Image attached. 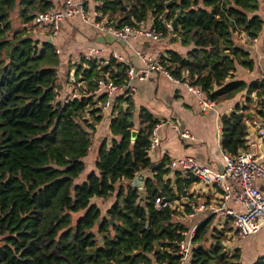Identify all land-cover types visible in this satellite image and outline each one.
<instances>
[{
	"label": "trees",
	"instance_id": "1",
	"mask_svg": "<svg viewBox=\"0 0 264 264\" xmlns=\"http://www.w3.org/2000/svg\"><path fill=\"white\" fill-rule=\"evenodd\" d=\"M96 1L116 26L149 22L163 37L189 46L184 55L161 52L174 78L188 79L215 102L243 92L244 103L219 117L220 148L229 155L247 150L248 120L264 119V72L261 79L235 78L238 69L254 68L235 35L257 38L262 32L258 0ZM55 5L53 0H0V264H178L175 241L188 228L177 218L189 209L181 204L183 211L157 210L154 199H190L186 189L197 180H181L167 166L166 155L151 161L149 134L160 120L140 107L135 127L127 93L114 97L112 137L99 144L94 170L79 181L106 96L96 92L97 82H123L129 67L113 58L81 57L84 66L75 70L78 96L58 99V53L53 43L33 39L27 26L36 12ZM253 97L250 108L246 103ZM140 172L148 173L133 185ZM93 198H113L105 216ZM213 218L196 226L188 264H242L239 249L224 245L229 221L218 229Z\"/></svg>",
	"mask_w": 264,
	"mask_h": 264
},
{
	"label": "crops",
	"instance_id": "2",
	"mask_svg": "<svg viewBox=\"0 0 264 264\" xmlns=\"http://www.w3.org/2000/svg\"><path fill=\"white\" fill-rule=\"evenodd\" d=\"M57 1L55 4L61 5L62 0ZM87 2V8L92 12L95 9L96 1L87 0ZM258 12L264 14V4ZM144 24L150 26L149 22ZM39 29L40 34L45 33L43 29ZM46 35L47 39L45 40L58 46L59 48H56L59 52L61 50L60 68L63 70L66 69L64 62H68V58L78 59L80 55H83L85 57L105 60L113 58V54H115L119 58L113 59L132 67L135 73L139 74L144 64L136 55V51H142L145 55L153 57L155 53L163 52L166 49L175 50L181 55H184L189 49V47L181 46L179 43L170 42L167 37H163L159 41L147 39H138L131 42L119 41L108 33L97 31L91 26L83 24L77 18L64 21L55 38H50L48 34ZM235 42L238 46L249 52L254 62L252 71L237 70L235 78L246 79L247 81L261 79L264 72V28L255 42L247 41L243 33L235 35ZM69 55L72 57H68ZM132 83L136 88V91L130 95L134 126H138L137 115L140 107L146 108L155 118L160 120V123L162 122V126L158 129L160 143L156 148L149 151V156L154 154L155 157L154 161L151 160L152 162H159L164 155L168 158L189 155L193 156L200 164L208 166L214 171H221L223 169L219 117L232 111L236 103H244L245 95L243 92L231 99L216 102L214 107L202 113L197 96L189 92L184 85L174 82L161 73L150 72L144 80L135 78ZM72 96L78 95L73 94ZM115 96L112 97V101ZM111 116L110 108L104 110L101 120L95 125L92 137V149L90 148V151H88V154L83 159L85 168L88 171L87 173L94 170L96 150L99 144L105 139L110 140L112 137L108 128ZM249 120L247 122L249 127L246 137L247 150L251 151L254 154L255 160L264 166V138L259 136L257 128L249 125ZM172 125H177L180 129L189 130L194 135L195 140L181 138L178 132L172 128ZM89 154L92 155L93 166L91 169L87 168L86 163ZM147 173L144 172L143 175ZM168 177L174 179L175 176L171 173ZM179 177L181 180L187 178L180 174ZM84 178L82 176V179ZM255 185L261 192H264V179H257ZM186 192L190 194V199L181 195L180 199L182 200H175L176 202H174L176 209L179 211H183L181 204L187 200H207L210 203H216L220 199L219 190L212 187H203L198 181L193 182L186 189ZM227 206L236 211L242 209L239 204L232 201L227 202ZM213 215L212 226L218 229L225 227V222L229 221L230 230L225 231L224 245L228 248L239 249L242 264H253L257 259L261 258V254L264 251V226L256 233L235 241L231 220L219 214ZM209 216L206 212L201 211L195 212L192 216L183 215V217L188 219V229L196 228L199 223Z\"/></svg>",
	"mask_w": 264,
	"mask_h": 264
},
{
	"label": "built area",
	"instance_id": "3",
	"mask_svg": "<svg viewBox=\"0 0 264 264\" xmlns=\"http://www.w3.org/2000/svg\"><path fill=\"white\" fill-rule=\"evenodd\" d=\"M100 7L101 4L90 12L87 8V0H62L59 7H50L36 12L30 25L43 29L50 38H55L64 21L77 18L83 24L97 31L108 33L119 41L131 42L138 39L159 41L163 38L160 31L145 24L116 26L112 20L102 14ZM244 38L247 41H256V37L244 35ZM55 51L59 53V50L55 49ZM136 55L144 64L139 74L128 66L123 82H115L108 78L98 80L96 92L106 95L101 105V115L104 110L110 108L114 95L123 92L128 95L133 94L136 91L132 83L133 79L144 80L150 72L161 73L174 82L184 85L189 92L198 97L202 113L216 105V102L211 100L199 86L190 84L188 79L178 80L171 76L164 64L161 52L155 53L153 57L145 55L142 51H136ZM113 58L118 59L119 57L113 54ZM249 125L257 128L259 136L264 138V119L254 117L249 120ZM161 126L162 122H159L150 131L149 151L160 143L158 129ZM172 128L181 138L195 140L189 130L180 129L177 125H172ZM222 160L223 169L221 171H214L189 155L168 158L167 166L180 175L194 177L203 187L219 190L220 199L216 203H206L204 200H187L183 203L189 209L187 215L192 216L195 212L201 211L206 212L207 215L219 214L224 218H229L234 230L233 238L238 241L256 233L264 226V192H261L255 185L257 179H264V166L255 160L254 154L249 150L239 151L235 155L222 153ZM229 201L239 204L242 209L236 211L228 207L227 202ZM174 202H176L174 199L158 196L154 199V207L157 210H163L167 207H175ZM194 230L195 227L182 232V238L175 241L176 254L179 257L178 264H188L191 259ZM261 258L264 259V251Z\"/></svg>",
	"mask_w": 264,
	"mask_h": 264
},
{
	"label": "rangeland",
	"instance_id": "4",
	"mask_svg": "<svg viewBox=\"0 0 264 264\" xmlns=\"http://www.w3.org/2000/svg\"><path fill=\"white\" fill-rule=\"evenodd\" d=\"M94 1H96V0H94ZM53 2L56 3L58 1L57 0H53ZM258 2H259L260 8H262L263 4H264V0H258ZM95 3L96 4H95L94 7H96L97 5H100V2H98V1H96ZM260 14L263 15V13H260ZM18 24H19V20L17 18H14V25L18 26ZM27 26H28V28L30 30L29 31V35L33 39L38 40L40 43H41V41L47 39V35H46L47 33L45 32L43 34H40L39 27L33 26V25L31 26L29 23L27 24ZM166 37L168 38V40L170 42H172L171 41L172 36L168 35ZM37 38H39L40 40L37 39ZM172 43H179V42L178 41H173ZM54 46H55V49H57L56 47H58V46H56V45H54ZM181 46H184V45H181ZM184 47H189V46H184ZM60 54H61V50L58 53L59 58H61ZM68 57H72V56L69 55ZM81 57H85V56L80 55L78 57V59L68 58V62H64V65H66V69H64V70L62 68H60V63H59L58 68H57V75L59 77V83H60V90H59L60 92H58V96H57L58 99H63V98H66V97H72L73 94H76V95L79 94L80 87L78 86L79 84L77 82L78 75L76 74V76H75V70H77V68L79 66H81V65L84 66V64L81 63V60H80ZM238 70H240V69H238ZM71 71H73V73L70 74ZM71 78H72V80H71ZM245 99L243 100V102L245 101ZM253 103H255L254 97L252 98L251 103H246V104H247L248 107H252ZM89 151H90V149H89ZM150 157H151V160L154 161V158H155L154 154L150 155ZM86 161H87L86 162L87 163V168L91 169L92 166H93L92 155L89 154ZM87 172L88 171L85 168L84 171L81 173V178H79V181L82 180V176L84 178V176H85V174H87ZM180 198L181 197L178 198L179 201L182 200ZM92 202H94L98 206L101 215L105 216L106 209L113 203V198H107L105 200L101 199V198H93ZM177 221H179L180 223H183L188 228V219L187 218H185V217H183L181 215L180 217L177 218ZM230 249H232V248H230Z\"/></svg>",
	"mask_w": 264,
	"mask_h": 264
},
{
	"label": "water",
	"instance_id": "5",
	"mask_svg": "<svg viewBox=\"0 0 264 264\" xmlns=\"http://www.w3.org/2000/svg\"><path fill=\"white\" fill-rule=\"evenodd\" d=\"M179 13H177L176 17L172 20L170 28L172 30L177 28V18H178ZM50 42V41H49ZM135 136V131H132V137ZM144 178V175L142 172L138 173L133 179H132V184L133 185H139L141 183V180ZM140 190H142V187H139Z\"/></svg>",
	"mask_w": 264,
	"mask_h": 264
}]
</instances>
